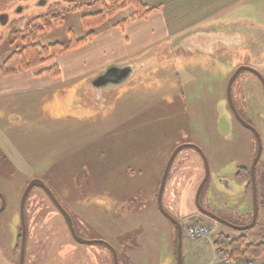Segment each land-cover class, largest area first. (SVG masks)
<instances>
[{"label":"rangeland","instance_id":"1","mask_svg":"<svg viewBox=\"0 0 264 264\" xmlns=\"http://www.w3.org/2000/svg\"><path fill=\"white\" fill-rule=\"evenodd\" d=\"M92 2L0 0V62L12 49L20 47V33L39 15L62 14L63 21L40 33L36 42L66 44L71 36L82 37L88 30L83 27L81 16L102 8L98 3L89 5ZM75 5L81 6L73 10ZM133 11L132 6L125 7L96 30L129 18ZM256 13L251 16L260 27L251 26L249 37L246 32L245 37L239 35L235 49H223L218 44L204 53L180 46L187 37L207 31L206 26L214 19L205 20L201 30L188 33L175 44L157 47L159 42H154V50L132 61L133 73L117 85L110 83L97 89L91 84L109 67L106 65L96 73L60 77L56 81L37 76L49 64L30 73L2 77L6 82L17 83L29 76L24 77V86L0 92V190L9 198L7 211L0 216V232L4 231L3 238L0 234V259L6 260L3 263L14 264L17 259L15 252L8 254L5 249L14 241L11 238L19 226L18 218L10 217L19 213L20 196L28 180L39 177L46 180L71 214L80 237L104 240L100 236L102 230L110 232L106 241L126 258H117V264H177L175 227L158 209L157 191L171 152L187 140L191 143L196 132H202L204 123L205 128L222 134L220 139L214 138L221 152L227 150L232 155L230 150L237 148L238 155L225 158L220 168L212 166L201 203L231 224H248L250 211L242 217V209L245 199L252 209V186L246 187L250 180L247 172L242 170V175H238L237 171L245 165L247 137L252 136L253 147L256 141L233 114L226 87L238 63L253 66L264 77V17ZM192 29L194 26L183 31ZM230 92L241 117L260 135L261 154L254 168L257 222L249 229L236 230L199 215L194 192L203 175L201 157L191 147L182 148L170 166L162 205L182 229L200 222L209 230L206 238L197 241L183 235V264H209L215 254L213 241L219 233L246 234L249 240L264 242L262 84L253 72L241 70L232 81ZM204 147L210 155L212 150L207 144ZM195 163L200 168L196 175ZM246 164L244 168H249L251 160ZM140 165L142 170L138 169ZM57 211L40 188L30 190L26 202L29 241L40 226L41 242H35V262L30 263V255L26 254L24 264H113L111 251L104 244L74 241L64 217ZM110 216L115 218L114 223ZM116 225L118 231L114 235ZM257 264H264V256Z\"/></svg>","mask_w":264,"mask_h":264},{"label":"crops","instance_id":"2","mask_svg":"<svg viewBox=\"0 0 264 264\" xmlns=\"http://www.w3.org/2000/svg\"><path fill=\"white\" fill-rule=\"evenodd\" d=\"M141 1L145 5L155 8L145 18L129 22L124 25L123 28L112 26L108 28L106 27L100 30L99 34L92 41H89L75 50H72L57 58L54 62L59 66L60 69V75L58 77L54 78L48 75L37 76L40 78L45 77L43 79L46 81L51 80L50 78L56 81L60 77L70 79L79 75L81 76L84 74H90L91 72L96 73L99 70L102 71L101 67L105 65L107 67H119L120 64H129L132 61L137 60V58H140L148 52L154 50V42H159L157 47L175 44V42L187 36L188 33L194 32L195 30H201L203 28L201 24L205 20L214 19V21L210 22L209 25L206 26V28H208L207 31L198 34L196 33L193 36L187 37L182 41L183 44L180 45L186 49H194L197 48V42L201 37L214 41L215 33L213 32L217 29L224 28L225 30H230L233 26H235V29L238 32H246L248 34L252 29L251 26L260 27L259 24L256 23L258 20H254V18L251 16L253 12H257L256 15L261 14L264 17V0ZM190 26H194V29L183 31ZM197 36H199V38H197ZM213 43L214 42H212L208 48H212L214 45ZM204 53L208 52L204 51ZM118 61L121 63H118ZM113 62L117 63L114 64ZM128 66L132 67L134 71L132 63ZM31 71L33 70H29L27 73H30ZM20 74L24 73L21 72ZM24 77L28 79L29 76H23L21 79L22 82L17 83L6 82V78L0 77V92H3L1 90L8 89L10 87L24 86ZM253 85H255V83ZM205 126L206 123H204V125L201 127L202 132L200 134H197L196 132L194 135L195 138L192 139V142L200 146L204 152L205 144L208 145V149L212 150L210 155H208V153L206 154V156L208 155L207 158L210 159L208 161L211 171L212 166L220 168L221 164L223 165L225 162V158H233L235 155H238V150L237 148L233 151L230 150L233 152L232 155H229L227 150L221 152V148L219 149L220 145H215L214 138H217L218 136L220 139L222 134L220 135L218 131H214L211 128H205ZM251 137H247L246 145L243 150V157L245 158L243 163L245 164L243 165L244 167L248 166L246 162L251 160L253 154ZM138 169L142 170L141 165L138 167ZM159 169H161V167ZM193 169V174L196 175L195 173L200 169L199 165H196L195 163ZM127 171L128 175L131 176L132 172H130V169ZM190 186H188V189ZM188 189L186 190V196L188 194ZM248 206V200L245 199L242 209V217H247L249 215L250 210ZM114 219L115 218L112 216L109 217L111 223H114ZM117 231L118 228L116 225L113 227L112 234L115 235ZM101 233L102 234H100V236L105 241L110 239V232L108 234L107 230L103 229ZM113 246L116 248L115 245ZM205 264H207V262Z\"/></svg>","mask_w":264,"mask_h":264},{"label":"trees","instance_id":"3","mask_svg":"<svg viewBox=\"0 0 264 264\" xmlns=\"http://www.w3.org/2000/svg\"><path fill=\"white\" fill-rule=\"evenodd\" d=\"M96 3L100 4L102 8L93 13L84 14L80 18L83 27L87 29L88 32L80 38H74L73 36H71L66 44L60 42L41 44L39 42H36V39L40 33L50 30L54 25L61 24V22L63 21L62 14L39 15L32 18L27 23L25 29L20 33V47L12 49L7 57L3 59L2 62H0V77H5L29 70H35L41 66L49 64V66L37 72V75H48L56 78L60 75V69L54 61L60 56L72 50H75L76 48L86 44L89 41H92L100 32L96 29L104 24L107 18L127 6H132L134 8V11L129 18L123 19L112 25V27L123 28L124 25L129 22L145 18L155 9L145 5L141 0H94V2L89 3V5ZM80 6L81 5H75L73 10L79 8ZM188 141L189 140H187L186 142ZM253 148L256 150V143ZM255 150L253 156L255 154ZM242 170L247 172L248 177H250L249 168L240 167L237 171V174L242 175ZM205 185L201 190L199 201L202 207L207 209L201 203V197ZM246 187L250 188V180L246 183ZM261 198L264 201V197L261 196ZM251 211L252 209L250 210L248 222H250L251 220ZM173 227H175L174 224ZM173 241L174 258L176 260V228H174ZM213 245L217 249H223L225 254L233 259L252 258L256 261H261L262 257L264 256V242L249 240L247 239L246 234L230 236L227 234L219 233L214 239ZM119 257H124V255H120V253L117 251V258Z\"/></svg>","mask_w":264,"mask_h":264},{"label":"water","instance_id":"4","mask_svg":"<svg viewBox=\"0 0 264 264\" xmlns=\"http://www.w3.org/2000/svg\"><path fill=\"white\" fill-rule=\"evenodd\" d=\"M197 38H199V36H197ZM204 38V37H201ZM241 70H248L253 72L261 81L262 84V93H263V97H264V77L263 75L257 71L255 68L250 67V66H239L235 69V71L233 72V74L230 76L228 82H227V87H226V94H227V99L229 102V106L233 112V114L235 115L236 119L246 128H248L254 135L255 140H256V152L255 155L252 159L251 165H250V176H251V186H252V217L251 220L248 224L246 225H234L231 224L229 221H227L226 219L222 218L221 216L217 215L216 213L207 210L205 208H203L200 204L199 201V196H200V192L202 190V188L204 187V185L206 184V182L209 179L210 176V167H209V162L207 159V156L205 154V152L202 150L201 147H199L198 145L194 144V143H182L178 146H176L174 148V150L171 152L165 166L163 169V173L161 176V180L159 183V188H158V192H157V206L158 209L160 210V212L170 221L175 225L176 228V261L177 264H183V259H182V240H183V235H182V226L181 223L178 222V220H176L173 216H171L163 207L162 205V193H163V189L165 186V181L170 169V166L172 164L173 159L175 158L176 154L185 147H191L193 149H195L198 154L200 155L202 162H203V167H204V175L201 179V181L199 182L196 191H195V195H194V204L196 206V208L204 215H206L207 217L220 222L222 224H225L227 226H230L233 229L236 230H246L251 228L252 226H254V224L257 222V212H258V205H257V195H256V186H255V177H254V168L255 165L257 163V161L259 160L260 154H261V140H260V135L258 133V131L254 128V126H252L251 124H249L248 122H246L238 113L237 110L235 109V106L233 104L232 101V97H231V92H230V87H231V83L234 80V78L236 77V75L239 73V71ZM133 68L130 66H124V67H118V66H109L102 74L98 75L96 78H94L91 81V84L96 87L97 89L104 87L107 84H120L122 83L125 79H127L131 74H132ZM33 186H39L41 187L50 197V199L54 202V204L56 205V207L58 208V210L61 212V214L63 215L66 224L70 230L71 235L73 236V238L78 242V243H84V244H93V243H102L104 244L106 247H108L110 249V251L112 252V257H113V264H117V252L115 250V248L109 244L107 241L105 240H96V239H84L79 237L74 229L73 226V222L71 217L69 216V214L66 212V210L61 206V204L56 200L55 196L53 195L52 191L50 190V188L41 180L39 179H32L26 186V188L24 189L21 199H20V204H19V211H20V217L22 219V226L24 228V223H23V204H24V200L25 197L27 195V193L29 192V190L33 187ZM1 196V194H0ZM2 199V205L1 208L2 209L4 207V199L1 196ZM24 233V230H23ZM22 244H23V239H22ZM20 264H23V258L21 256L20 259Z\"/></svg>","mask_w":264,"mask_h":264},{"label":"flooded vegetation","instance_id":"5","mask_svg":"<svg viewBox=\"0 0 264 264\" xmlns=\"http://www.w3.org/2000/svg\"><path fill=\"white\" fill-rule=\"evenodd\" d=\"M213 33H215V40H209L208 38H200V40L197 42V45L196 47L197 48H194L193 50H200L201 52H208L210 49H212L215 45H218L220 44L221 47L223 49H230L231 47H233L234 49L236 48V45H237V42L235 41H238V37H240L239 35L241 36H244V33H241V32H238L235 28H231L230 30H225L224 28H221V29H217L215 30ZM250 33L248 34V37H249ZM251 35H254L251 34ZM211 37V36H210ZM212 42H214L212 48H208L210 44H212ZM209 49V50H208ZM208 50V51H207ZM244 50V49H243ZM212 51V50H211ZM231 52H233V50H229ZM235 51V50H234ZM249 51V50H247ZM225 53V52H223ZM242 63H238L236 66L239 67V66H242L240 65ZM243 66H250V67H253L251 65H243ZM254 68V67H253ZM259 79V78H258ZM260 81V79H259ZM261 82V81H260ZM234 104V103H233ZM235 106V105H234ZM235 109L237 110V108L235 107ZM237 113L240 115V113L238 112L237 110ZM241 116V115H240ZM32 179H39L41 181H43L47 186L49 185L45 179H42V178H39V177H31L27 184L32 180ZM26 184V186H27ZM25 186V188H26ZM33 187H36V186H33ZM32 187V188H33ZM38 188H40L44 193L45 195L48 197V199L51 201V203L55 206L56 208V211L58 210V208L56 207V205L54 204V202L50 199V197L48 196V194L39 186H37ZM51 190V187L48 186ZM24 188V189H25ZM31 188V189H32ZM23 189V191H24ZM30 189V190H31ZM30 190L29 192L27 193L26 197H25V200H24V204H23V223H24V228L22 226V219L20 217V211L18 214L16 215H12L10 218H18V223L17 225L18 228L16 230V233H15V236L12 237V235L10 234V236L12 237L11 239L14 238V241L13 242H9V246L8 247H5L6 250H8V254L9 253H16L17 254V259L16 261L14 262V264H20V259H21V256L23 258V264L25 262V257H26V254L30 255V263H34L35 260H36V257H37V253L35 252L37 248V244H35V242H41V239H40V234H41V227L38 226L37 230L33 233V237L31 238V242L29 241L30 237H29V225H28V221H27V218H26V202H27V199L29 197V194H30ZM22 191V193H23ZM52 191V190H51ZM53 192V191H52ZM0 194L1 196L3 197L4 199V207L2 209H0V216H4L3 214L7 211V205H8V201H9V198L8 196L3 193L1 190H0ZM53 195L55 196L56 200L61 204V206L65 209V206L63 205L62 201L60 199H58V197L53 193ZM1 196H0V208H1V205H2V199H1ZM22 196V194H21ZM21 196H20V199H21ZM19 204H20V200H19ZM197 209V208H196ZM66 212L69 214V216L71 217L72 219V222H73V217L71 216V214L68 212L67 209H65ZM198 210V209H197ZM59 214H61V212L58 210L57 211ZM199 213V215L203 216V217H206V218H209L207 217L206 215L202 214L199 210L197 211ZM63 216V215H62ZM9 219V218H8ZM7 219V220H8ZM5 220H3V223H4ZM73 226H74V229H75V232L76 234L79 236V231H77V226L75 225V223L73 222ZM79 228V227H78ZM69 229V228H68ZM23 230H24V233H23ZM70 231V230H69ZM8 232V231H7ZM9 233V232H8ZM0 234L2 235V238L4 236V231L0 232ZM71 234V233H70ZM72 236V235H71ZM80 237V236H79ZM73 238V236H72ZM82 238V237H81ZM22 239H23V244H22ZM38 241H37V240ZM74 239V238H73ZM4 240V239H3ZM97 240V239H96ZM74 241H76L74 239ZM77 242V241H76ZM0 249H2V246L3 244H0ZM5 245V243H4ZM38 249V248H37ZM40 251V250H39ZM1 254V253H0ZM40 254V253H39ZM10 260V259H9ZM3 261H6L4 259H0V264H4ZM6 263V262H5ZM7 264H12V262H8Z\"/></svg>","mask_w":264,"mask_h":264},{"label":"built area","instance_id":"6","mask_svg":"<svg viewBox=\"0 0 264 264\" xmlns=\"http://www.w3.org/2000/svg\"><path fill=\"white\" fill-rule=\"evenodd\" d=\"M209 230L200 222L189 223L184 226V235L191 241L201 240L207 237ZM209 264H257L252 258L233 259L224 253L223 249L216 250Z\"/></svg>","mask_w":264,"mask_h":264}]
</instances>
